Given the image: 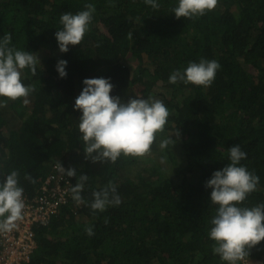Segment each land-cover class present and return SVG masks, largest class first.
<instances>
[{
    "label": "trees",
    "instance_id": "obj_1",
    "mask_svg": "<svg viewBox=\"0 0 264 264\" xmlns=\"http://www.w3.org/2000/svg\"><path fill=\"white\" fill-rule=\"evenodd\" d=\"M93 3L95 12L80 45L58 56L55 32L61 14ZM0 0V36L42 59L23 82L34 91L0 107V169L19 170L24 194L56 162L87 174L85 202L71 198L48 225L35 229L37 249L28 264H226L208 237L215 206L205 182L227 163L228 148L240 144L242 161L260 177L243 202H264V0H217L202 16L177 19V0ZM200 58L221 67L210 86L170 84L177 68ZM68 61L65 78L57 61ZM111 78V95L163 100L169 116L151 150L117 161L86 159L73 105L84 78ZM157 87L166 94H158ZM27 99V103H25ZM173 140L163 151L159 141ZM25 175L31 177L25 179ZM116 184L119 206L90 208L92 193ZM93 227L94 235L85 229ZM238 264H264V241Z\"/></svg>",
    "mask_w": 264,
    "mask_h": 264
},
{
    "label": "clouds",
    "instance_id": "obj_2",
    "mask_svg": "<svg viewBox=\"0 0 264 264\" xmlns=\"http://www.w3.org/2000/svg\"><path fill=\"white\" fill-rule=\"evenodd\" d=\"M144 3L153 9L160 7L158 0H144ZM216 5L217 0H177L171 13L177 19H189L204 15ZM94 12L95 5L87 3L83 10L75 14H61L59 23L62 27L55 32L61 52H68L70 45H80ZM11 40L8 33L0 36V98L15 100L26 98L34 91L31 84L23 82V73L27 69L35 75L41 61L35 52L11 46ZM67 65L65 59L57 61L56 71L60 78L68 75ZM220 67L217 60L200 58L189 61L186 67L174 69L168 81L170 84L183 82L207 87L214 81ZM113 88L111 78H84L82 90L73 105L80 112L77 127L85 158L93 162H115L121 155H144L151 150L157 134L168 121L169 111L163 100L151 95L147 98L129 96L125 100L121 96L111 95ZM6 102L0 99V107L5 106ZM172 140L171 137L164 138L159 141L158 147L163 151ZM246 159L247 153L240 144L228 148V163L222 169L215 170L205 182V187L211 189L209 201L215 206L208 237L215 242L212 252L226 264H238L251 247L264 241V202L253 206L243 203L260 183V177L242 163ZM57 168L68 177H76L74 166L65 168L60 162ZM24 178L31 179L28 175ZM87 181V174H81L70 189L76 204L85 202L82 193ZM120 204L117 186L109 181L92 193L89 206L93 211L102 212L109 206ZM24 209V187L20 183L19 170L4 172L0 169V232L15 228L16 222L23 218ZM85 231L89 236L94 235L92 226Z\"/></svg>",
    "mask_w": 264,
    "mask_h": 264
},
{
    "label": "built area",
    "instance_id": "obj_3",
    "mask_svg": "<svg viewBox=\"0 0 264 264\" xmlns=\"http://www.w3.org/2000/svg\"><path fill=\"white\" fill-rule=\"evenodd\" d=\"M52 165L51 171L39 179L33 196L24 194L23 218L9 232H0V264H28L37 249L35 229L46 226L69 204L71 183L67 175Z\"/></svg>",
    "mask_w": 264,
    "mask_h": 264
},
{
    "label": "rangeland",
    "instance_id": "obj_4",
    "mask_svg": "<svg viewBox=\"0 0 264 264\" xmlns=\"http://www.w3.org/2000/svg\"><path fill=\"white\" fill-rule=\"evenodd\" d=\"M43 52H45L46 55H54V56H58V54L61 53V51L59 49L58 50L57 49H53V48H51L49 46H46L45 48H43ZM40 61H42V59H40ZM160 90H162L161 93L164 92L163 94H166L165 89L162 88V87H157L156 94H158L160 92Z\"/></svg>",
    "mask_w": 264,
    "mask_h": 264
}]
</instances>
